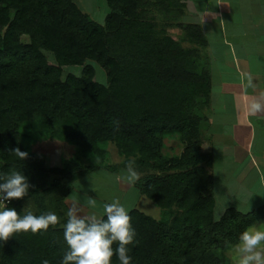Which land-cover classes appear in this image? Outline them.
<instances>
[{"label":"trees","instance_id":"16d2710c","mask_svg":"<svg viewBox=\"0 0 264 264\" xmlns=\"http://www.w3.org/2000/svg\"><path fill=\"white\" fill-rule=\"evenodd\" d=\"M106 2L109 11L101 23L75 0H0V173L20 171L33 186L7 206L23 215L29 212L23 202L32 200L36 210L30 212L47 213V198L61 191L58 181L49 186L50 175L74 183L102 166H85L75 157L47 168L45 155L29 151V144L50 135L103 159L113 142L125 157L123 165L135 160L142 174L139 191L163 210L159 219L129 211L137 233V242L128 246L131 264H226L214 244L225 249L238 243L264 217V206L247 213L229 207L216 218L212 157L201 151L207 128L200 122L207 124L208 117L194 112L199 98L209 106L210 69L187 70L186 61L198 49H185L160 31L152 11L162 12L170 26L183 28L205 50L208 40L199 24L179 21L186 0ZM89 60L107 70L108 84L94 80ZM65 65H83L82 74L63 77ZM174 135L185 147L165 156L163 140ZM17 147L29 154L26 160L10 153ZM68 250L64 227L21 232L0 241V264H62ZM112 264H120L118 256Z\"/></svg>","mask_w":264,"mask_h":264},{"label":"crops","instance_id":"0c3cea01","mask_svg":"<svg viewBox=\"0 0 264 264\" xmlns=\"http://www.w3.org/2000/svg\"><path fill=\"white\" fill-rule=\"evenodd\" d=\"M182 20L199 24L208 40L207 138L216 204L226 197L225 209L250 212L264 206V112L249 110L264 95V0H186Z\"/></svg>","mask_w":264,"mask_h":264},{"label":"rangeland","instance_id":"374dc122","mask_svg":"<svg viewBox=\"0 0 264 264\" xmlns=\"http://www.w3.org/2000/svg\"><path fill=\"white\" fill-rule=\"evenodd\" d=\"M81 9L89 13L92 18L96 21L103 22L106 14L109 11L106 0H75ZM153 15H156L158 23V29L163 33H167L173 37L179 44L185 49H198V54L189 57L186 61L185 67L190 72L200 73L205 68L209 67V60L206 57V51L193 41L189 40L186 36V32L183 28L178 26H170L162 12L152 11ZM183 16L179 19L183 22ZM176 23V22H173ZM162 33V34H163ZM22 40L25 42L29 41L28 35H23ZM49 60L54 61V57L51 52L45 51ZM89 64H92L95 70L94 80L108 84L109 76L107 70L97 61L89 60ZM83 71V65H65L63 66V77L71 73L74 75H81ZM234 85V83H233ZM198 102L200 105L196 107L195 113L203 119L208 117V106L207 101L203 98H199ZM209 120V118H207ZM209 122V121H208ZM201 126L207 128L204 120L201 122ZM208 128L206 130L207 134ZM208 134L205 135L204 140L201 142V151L203 153H209V139ZM209 140V141H208ZM185 147L184 141L179 135L166 136L163 140L162 153L165 156L179 155ZM29 151H36L40 154L45 155V166L47 168L61 167L65 163V160L72 158H79L85 165H98L99 166L93 172L83 176L74 183H69L66 179L58 175H50L48 179L49 186H54L56 182L59 183L60 193H55L47 198L49 206V212L55 213L60 218V223L56 226L63 227L67 222V211L75 204L84 215H95L98 219L103 216V205L110 203L115 199H119L120 202L127 208L128 212L131 209L137 208L140 211L159 219L162 216V209L157 204L143 195L136 186V183L132 184L127 181L126 167L123 165L124 155L120 152L118 147L113 143L109 142L106 146V153L104 158L101 159L98 155L92 153H86L75 143L64 141L56 137L45 135L36 142L28 145ZM114 166L119 165L117 171H111L104 167V165ZM139 173V172H138ZM142 176L141 173H139ZM91 197L96 199L97 207L95 209L89 207L86 204L87 199ZM55 199H61L60 204L55 203ZM224 200H220L216 204V218L218 219L222 211L225 209L227 204L226 197ZM22 209L24 211L36 210L32 200L23 202ZM262 223L256 222L255 225L259 226ZM235 244H229L225 249L219 248V243L214 244V248L217 249L220 256L225 257L226 264H235V257L232 253V246ZM222 264V263H221Z\"/></svg>","mask_w":264,"mask_h":264},{"label":"clouds","instance_id":"9594fccd","mask_svg":"<svg viewBox=\"0 0 264 264\" xmlns=\"http://www.w3.org/2000/svg\"><path fill=\"white\" fill-rule=\"evenodd\" d=\"M248 87H254L251 77L248 78ZM249 110L252 115L264 112V95L253 98ZM10 153L23 161L29 155L19 147ZM126 172L125 178L129 183L134 184L140 179L135 170V160L128 162ZM32 187L20 171L0 173V241L7 242L21 232L30 231L34 235L47 232L50 227L60 223V218L53 212L34 215L29 211L21 215L15 208L7 206L12 200L28 196ZM86 204L93 209L97 207L96 199L91 197ZM66 215L64 240L69 250L63 256L62 264H112L114 256H118L120 264H131L128 246L137 242V233L132 225V217L119 199L103 205L106 219L84 215L75 204ZM114 244H118V247L114 248ZM231 251L235 264H264V223L251 225L243 231ZM43 264H48V261L44 260Z\"/></svg>","mask_w":264,"mask_h":264}]
</instances>
